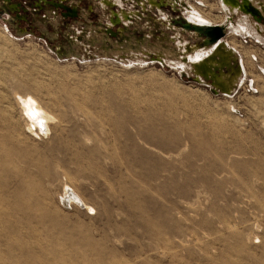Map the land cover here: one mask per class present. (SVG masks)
Instances as JSON below:
<instances>
[{
	"label": "rangeland",
	"instance_id": "obj_1",
	"mask_svg": "<svg viewBox=\"0 0 264 264\" xmlns=\"http://www.w3.org/2000/svg\"><path fill=\"white\" fill-rule=\"evenodd\" d=\"M114 1L0 0V90L36 85L57 120L34 136L0 98V264H264V0ZM188 5L262 27L223 37L230 92L182 61Z\"/></svg>",
	"mask_w": 264,
	"mask_h": 264
},
{
	"label": "bare ground",
	"instance_id": "obj_2",
	"mask_svg": "<svg viewBox=\"0 0 264 264\" xmlns=\"http://www.w3.org/2000/svg\"><path fill=\"white\" fill-rule=\"evenodd\" d=\"M101 1L102 2H100V4L104 8L110 7L114 3L119 2V1H114V0H101ZM148 1L150 4H153V5L156 4L154 2V0H148ZM250 1H252V0H244V3L249 5ZM220 5L225 10V12L227 14H238V13H240L241 10H244L246 8L245 5H241L237 0H221ZM183 10H185V11L188 10V15H189L188 22L190 24H195L198 26H217V25H212L211 23H209V21L204 19V17L200 14V12L194 6L188 5L187 8L184 7ZM249 16L246 15V16L239 17L237 19V23L233 22L234 20L231 21V19L227 18L226 21H228V22L222 23V25H219V26L225 27V29L227 31L226 32L227 35L228 34L229 35H231V34L235 35V34H239L242 32H246L249 29H251L249 32L253 31V33L256 35V39L260 40L262 38V34H261L262 27L260 25H257V29L254 28L252 26L251 18ZM121 18H122V16H121ZM193 34L197 35L196 33H193ZM231 38H232V36H231ZM226 39L227 38H221L213 46L206 47L208 49H206V48L195 49L194 52H192V54H188L187 50H192L193 48L188 49L183 44V42H178V48L182 52L181 53L182 54V61H184L185 63L186 62L188 63V66L191 69H193L195 76L198 77V79H202V77H206V78L211 77L215 81L216 87L220 88L221 90H223L225 92H230V90L233 87H235L234 85H236L238 83V81L240 79V75L244 71V67H243V65H241L239 67L232 65L231 57L233 56L235 51L237 52V50H236L235 46L231 45ZM162 56L166 62H174V60L171 61V57H168L166 53H163ZM159 57H160V54H159ZM182 65L184 68L186 67V66H184V64H182ZM226 70H229V73H226L227 72ZM217 71H219V74ZM12 72H13V70L11 71V73ZM21 77H23V76H21ZM32 79L33 78H31V80ZM16 82L18 84H20V86L23 83L24 86L27 87V91L25 93H21V92H19L18 88H15V87H12L11 92H9L8 90L1 89L0 91H3V93H2L3 95L0 96V98L2 100L4 99L5 101L9 100V102L3 101L5 104L12 106L11 104L15 103L16 106H18L20 112L24 116L23 121L26 124V127L31 134H34V136H37V137H39L41 135L46 137L49 134L50 126L54 123H57V120L55 118L53 111L49 110L48 107L46 108L33 94L32 89H34V86H36V85H34L32 88V87H30V85L28 84L27 81L22 80V79H18L17 81H15V83ZM36 82H38V81H36ZM1 84H3V82ZM5 88H7V87H5ZM34 91H35V89H34ZM1 105H2V103H1ZM54 105H55V103H54ZM56 105H58V104H56ZM3 106H4V104H3ZM6 108H5V110H6ZM3 109H4V107H3ZM12 109H14V108H12ZM14 110H17L16 107ZM10 113H13V112H10ZM8 115H9V113H8ZM15 119L12 118V120H15ZM19 119H20V117H19ZM17 123H19V121ZM10 124H11V122H10ZM19 124H21V123H19ZM13 127H15V126H13ZM64 187H66L65 188V192H66L65 194L68 196V198H70V200L68 199L69 201H72V203L74 202L77 205L86 207V209L88 208V210L90 209L88 207L87 203L85 202V200L82 198V196L76 190H74L70 186H64ZM69 201H66V203L68 204Z\"/></svg>",
	"mask_w": 264,
	"mask_h": 264
},
{
	"label": "water",
	"instance_id": "obj_3",
	"mask_svg": "<svg viewBox=\"0 0 264 264\" xmlns=\"http://www.w3.org/2000/svg\"><path fill=\"white\" fill-rule=\"evenodd\" d=\"M253 11L256 10L253 9ZM184 27L203 38L204 43L201 45L202 48L211 47L226 36V29L224 26H198L185 21Z\"/></svg>",
	"mask_w": 264,
	"mask_h": 264
},
{
	"label": "flooded vegetation",
	"instance_id": "obj_4",
	"mask_svg": "<svg viewBox=\"0 0 264 264\" xmlns=\"http://www.w3.org/2000/svg\"><path fill=\"white\" fill-rule=\"evenodd\" d=\"M148 1V0H147ZM159 0H154V2L156 3H158V4H160V2L162 1V0H160L159 2H158ZM241 5H245V9L244 10H242L243 12H247L248 13V8H250L249 7V5H250V2H249V5L248 4H246V3H244V0H237ZM146 3L147 4H149V1L148 2H143V4H144V6H146ZM55 7H57V9L58 10H60V12H61V14L63 15V16H65V17H77L78 16V10H77V8H74V7H71V6H68V5H66V4H64L63 2H61V1H58V2H54V3H52ZM139 5V4H138ZM160 7H161V4H160ZM154 8V7H153ZM12 9L13 10H15L16 9V5H13L12 6ZM152 9V8H151ZM155 9H156V7H155ZM251 9V8H250ZM128 16V15H127ZM111 18V17H110ZM119 18H120V16H119ZM111 20V19H110ZM119 20H115V22H118ZM111 23H112V21H111ZM211 78V77H210Z\"/></svg>",
	"mask_w": 264,
	"mask_h": 264
}]
</instances>
